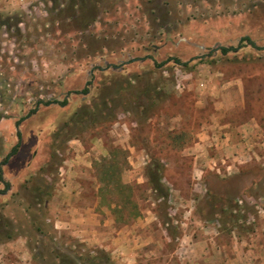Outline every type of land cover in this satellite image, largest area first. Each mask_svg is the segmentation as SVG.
<instances>
[{
  "label": "rangeland",
  "instance_id": "rangeland-1",
  "mask_svg": "<svg viewBox=\"0 0 264 264\" xmlns=\"http://www.w3.org/2000/svg\"><path fill=\"white\" fill-rule=\"evenodd\" d=\"M83 1L0 0V264H264V0ZM76 206L96 221L79 236Z\"/></svg>",
  "mask_w": 264,
  "mask_h": 264
},
{
  "label": "trees",
  "instance_id": "trees-1",
  "mask_svg": "<svg viewBox=\"0 0 264 264\" xmlns=\"http://www.w3.org/2000/svg\"><path fill=\"white\" fill-rule=\"evenodd\" d=\"M91 2H87L86 0H84L82 2L81 6L78 7V9L79 8H81L80 10L87 9L86 8L87 5ZM91 5L95 6V5H93V3ZM164 19L165 20L168 19L167 13L164 14ZM242 40L247 41L250 46L255 48V45L248 38H243ZM218 50L220 51L221 54H227L228 52L234 51L235 49L233 47H220ZM174 61L177 64H182V65L185 64V63H181L177 59H175ZM155 65L159 66L157 64H155ZM17 136L19 137L20 134L18 133ZM17 148L18 147L15 146L12 149L11 154H15L17 152ZM116 152H117V150L114 149L111 151L110 155L114 158L116 155ZM106 162H107V164H105ZM103 163L105 164V165L103 164V166L106 169L107 177L105 179H102V181H101L102 186H100L98 189L100 200L102 202L106 201L104 198V193L106 191H108L109 188L118 190L119 192L123 193L125 196L123 197L122 200H120V201L112 200V202L110 201L111 203L108 206L111 207V205L114 204L113 205L114 207H112L111 211H112L113 215L115 216V220L120 221L123 224H126V222H128V220H129V218L133 219V218H136L140 215V213L137 211V209L135 210L136 207L134 208L133 212L128 213L126 215H121L119 213V208L121 206L120 204L122 201H124L123 204L133 202L131 199L132 196L130 194V193H132L133 188L131 185L122 183L119 179L112 181L113 179L111 176L113 173H111V169L114 170L116 167L112 165L113 162H112V164L110 163V160L109 161L104 160ZM110 164H111V166H110ZM110 177H111V179H110ZM146 178H147L148 187L151 188L152 191L160 194V195H158V197L163 196V198H164L167 196L165 191H164L165 190L164 186L161 183L162 177H161V169L159 166L153 165V167L147 169V177ZM0 181H2L1 174H0ZM7 185L8 184L5 183L6 187H7ZM40 203H41V201H40ZM67 251H68L67 253H60L58 251H55L53 254L55 261H53L51 264H115L113 262L111 256H110V254L101 248H95L93 250L92 249L91 250L84 249L81 252H80V250L74 251V250L68 248Z\"/></svg>",
  "mask_w": 264,
  "mask_h": 264
},
{
  "label": "crops",
  "instance_id": "crops-1",
  "mask_svg": "<svg viewBox=\"0 0 264 264\" xmlns=\"http://www.w3.org/2000/svg\"><path fill=\"white\" fill-rule=\"evenodd\" d=\"M212 105H213V107H214V110H215V112H214V115H212L211 117H210V120H212V119H214V120H217L216 118H217V116H215L216 114L218 115V114H220L218 117H220V118H222L223 120L225 119V118H228L227 117V110L228 109H230L228 106H227V103L225 102H222V101H219L218 99H217V97H215V99H214V102L212 103ZM223 108V110L224 111H217V110H220V109H222ZM211 128L209 129L210 131H209V138H210V141H211V144H213V145H217V142H218V139H219V136H221V134H217V132H219L218 130L220 129V128H225L226 126H228V124H224L223 126H220V127H216V126H213V125H209ZM242 128H245V126L244 125H242L241 126ZM206 129H208L207 127H206ZM217 130V131H216ZM238 132H241V131H238ZM204 133V132H203ZM242 135V136H241ZM240 135V133H239V140H237L238 142H230L229 143V141H230V138L232 137V134L231 133H229L228 134V138L226 139V141H227V144L226 145H228V146H233V147H235V146H238V145H240V144H243V140H244V138L243 137H245V133H244V131L242 132V134ZM221 138V137H220ZM200 140H203V139H200ZM215 142V143H214ZM204 144L205 143H202V141H199L198 140V142H196L195 144H194V147H193V150H197V149H199V148H202L203 146H204ZM221 146H222V144H221ZM219 154V153H218ZM78 193V192H77ZM74 211L76 212L75 214H77V216H72V217H74V221H75V226H73V227H75V234L77 235V236H79V234L80 233H82V232H85V231H89V232H91V230H93L94 228H93V224H95V219L91 216V214H89V212H87V211H85L84 210V212H82V208H80V207H74ZM92 215H94V214H92ZM67 225H69V221H66L65 222ZM92 224V225H91ZM66 228H68V227H66ZM120 232L121 231H119L118 233H117V236L120 234ZM116 239H118V237H116ZM22 247H24L23 249L25 250L26 248H25V245H23L22 244ZM8 253V249H7V247L6 246H4L3 247V252H2V254H7Z\"/></svg>",
  "mask_w": 264,
  "mask_h": 264
}]
</instances>
